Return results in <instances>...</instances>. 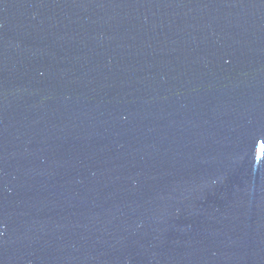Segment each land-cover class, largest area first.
Instances as JSON below:
<instances>
[{
    "label": "water",
    "instance_id": "95a60500",
    "mask_svg": "<svg viewBox=\"0 0 264 264\" xmlns=\"http://www.w3.org/2000/svg\"><path fill=\"white\" fill-rule=\"evenodd\" d=\"M0 264H264V0H0Z\"/></svg>",
    "mask_w": 264,
    "mask_h": 264
}]
</instances>
